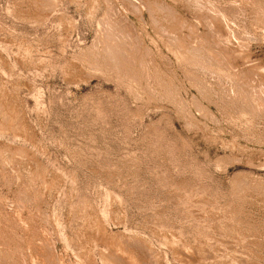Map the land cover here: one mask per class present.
<instances>
[{
	"label": "rangeland",
	"instance_id": "obj_1",
	"mask_svg": "<svg viewBox=\"0 0 264 264\" xmlns=\"http://www.w3.org/2000/svg\"><path fill=\"white\" fill-rule=\"evenodd\" d=\"M0 264H264V0H0Z\"/></svg>",
	"mask_w": 264,
	"mask_h": 264
},
{
	"label": "bare ground",
	"instance_id": "obj_2",
	"mask_svg": "<svg viewBox=\"0 0 264 264\" xmlns=\"http://www.w3.org/2000/svg\"><path fill=\"white\" fill-rule=\"evenodd\" d=\"M116 15V14H115ZM127 26V25H126ZM123 28V27H122ZM129 28V27H128ZM165 30V29H164ZM163 35V34H162ZM176 40V39H175ZM172 41V40H171ZM183 48V47H182ZM154 59V58H153ZM186 250V249H185Z\"/></svg>",
	"mask_w": 264,
	"mask_h": 264
}]
</instances>
